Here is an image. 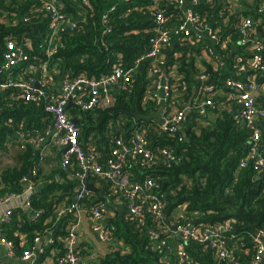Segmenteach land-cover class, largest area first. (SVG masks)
Returning a JSON list of instances; mask_svg holds the SVG:
<instances>
[{
	"label": "trees",
	"instance_id": "1",
	"mask_svg": "<svg viewBox=\"0 0 264 264\" xmlns=\"http://www.w3.org/2000/svg\"><path fill=\"white\" fill-rule=\"evenodd\" d=\"M227 1L200 0L190 6L200 17L203 28L211 25L219 37L218 43L206 45L204 37L194 31L185 36L184 44L179 40L183 36L174 35L186 19L179 0H55L64 17L54 39L60 45L49 55L52 28L46 6L52 0H0V85L5 81L26 83L44 75L50 80L49 88L56 90L62 76L70 80L80 75L99 79L110 74L116 65L137 68L130 89L113 93V104L94 110L72 106L68 112L82 128L81 144L97 148V161L101 165L110 157L112 136L128 144L134 131L141 128L157 162L151 167L142 166L138 159L127 157L124 173L133 183H142L147 178L155 182L153 190L163 197L166 219L157 224L146 211L142 216H130L124 208L112 206L111 215L102 223L113 241L110 244L103 241L108 246L100 252L91 242L79 237L75 244L80 258L77 264H176L173 249L157 248L163 241L171 248L183 242L172 229L175 224L188 221L197 226L217 225L229 218L235 220L226 232L233 252L231 261L221 258L210 243L192 240L183 242L187 254L192 264H251L255 254L253 237L264 230V173L252 164L239 165L248 151L249 128L236 124L234 114L238 106L225 104L224 95L230 90L224 84L228 78L245 80L244 75H236L235 65L249 63L256 54L252 42L244 40H256L257 35L264 37V13L260 12L264 0H256L244 12V17L250 16L254 21L252 31L247 34L236 28L235 21L241 20L242 15L235 14ZM157 8L164 9L167 21L163 28L169 30L175 45L173 53L164 55L167 68L173 70L179 82L188 85L186 91L178 90L174 98L179 100L180 107H185L193 93V79L200 70L196 63L198 59H206L208 49L213 54L207 60L205 73L210 83L223 89V94L206 96L214 103V108L209 109L211 115L200 125H193L197 114L190 112L183 131L176 135L160 130L155 120L140 122L132 115L137 107L142 114L156 109L155 103L146 97L152 87L148 80L149 64L142 62L137 66L136 61L150 49V40L157 30ZM69 20H74L72 27L67 25ZM8 40H14L28 58L11 70L5 69ZM261 55L264 65V50ZM238 58L248 61L238 63ZM41 66L46 70H41ZM256 73L261 92L256 102L264 107V71ZM52 120L43 101L26 100L18 88L0 87V152L10 151L15 163L1 165L0 162V198L10 193L23 194L29 175L32 177L29 184L35 188L26 197L29 210L20 203L14 204L9 208V220H0V236L12 242L17 260L34 248L37 237L48 234L55 244L44 255L51 256V264H60L66 253L65 239L76 218V211L69 210L71 206L78 205L87 216L92 208L108 204L110 184L99 177L88 176L94 185L101 186L99 189L105 196L92 191L80 196L82 183L76 176L80 170L74 163L64 167L61 162L53 171L44 173L40 166L42 144H31L28 139L44 133ZM15 134H23L25 141L14 138ZM162 148L169 149L175 159L170 161L161 155L158 150ZM139 202L148 206L143 198ZM150 231L162 235L151 239ZM232 235L234 238L230 239ZM39 257L41 262L44 258L41 254Z\"/></svg>",
	"mask_w": 264,
	"mask_h": 264
},
{
	"label": "built area",
	"instance_id": "2",
	"mask_svg": "<svg viewBox=\"0 0 264 264\" xmlns=\"http://www.w3.org/2000/svg\"><path fill=\"white\" fill-rule=\"evenodd\" d=\"M190 2L193 5L198 4L200 0H190ZM54 3L55 0H52V2L46 6L47 15H49L51 19L52 28L48 43L50 44L48 50L49 55L55 53L60 45L54 42V39L60 31L59 29L62 27V20L64 17L58 11ZM260 12L264 13V7L261 6ZM185 17V21L174 32L175 36H183V38H179L182 44L185 42V36L192 31L197 33V35H202V37L203 34H206L209 39L219 41V37L213 32L212 26H205L204 29L200 22V17L196 16L191 9L187 10ZM104 18H106V15H104ZM166 21L167 18L165 13L163 10H159L155 15L157 30L150 40V49L136 61V64L137 66L142 62H148L149 64L148 80L152 83V87L149 88L146 97L148 100L155 103L156 109L154 111H157L159 107L163 106L162 113L160 114L163 124L156 123L163 132L176 135L183 131L182 127L185 126L187 114L190 112H195L197 114L196 118L192 120V124L200 125L204 118L212 113L209 109L214 108L213 100L206 96L222 93L223 89H219L218 86L208 81V74L205 73L208 63L207 60H211L212 57L210 54H213V50L208 49V56H206L205 52L206 59H198L199 61L196 63V67L200 70L193 79L194 84L192 87L194 90L192 95H194L190 110L187 106L184 108L180 107L181 104L179 100L177 101L174 98L177 96L178 90L184 92L188 89V85L184 82H179L173 70L167 68V59L161 52L163 49L173 44V36H171L168 29L163 28ZM253 23V19L245 17L237 22L236 28L241 33L247 34L248 31H252ZM67 25L72 27L74 25V20L67 21ZM244 41L252 42L256 54H254L253 59L249 63H240L238 66L235 65L236 71L245 76L244 81L230 78L225 81L224 87L230 90L229 94L224 95L226 96L225 104L237 105L238 108H236L234 114L236 124H242L249 128L248 151L240 160V167H246L252 164L255 168L264 173V107L258 105L256 102L257 97L253 96L254 92L259 91L256 71H264L261 55V52L264 50V43H261L259 40L247 39ZM6 49L5 69L11 70L16 65L28 59L27 55L23 53L22 49L19 48L14 40L7 41ZM247 61L238 58V63ZM216 64L222 66V62L220 61H217ZM250 68H252L251 71ZM40 69L46 70L45 67L42 66ZM136 69L135 67L125 68L121 65H116L110 74L99 79H91L84 75H80L73 80L63 79L62 82L57 85L56 90L49 88L50 80L45 79L44 75L39 80L33 79L26 83L20 82L14 84L12 81H5L0 87L18 88L22 93V97L29 101H44L45 111L52 116L53 120L51 126H49L44 133L29 138V143L35 145L42 144L44 147L54 146L65 150L61 159L62 165L67 167L73 163H77L80 171L76 173V176L80 178L82 184L90 173L98 175L99 178H102L110 184V193L107 196L116 200L118 208H124L130 216H142L146 211L152 216L153 222L161 224L164 223L166 219L163 212L164 201L162 195H159V193L153 190V188L156 187L155 182L147 178L142 181V183H133L130 181L129 176L124 173V164L127 157L138 159L142 166L151 167L157 162L156 154L151 148H148V141L141 128H137L134 131L133 137L128 144L124 140L112 136L111 142L113 147L110 152V157L104 165H101L97 161V148L93 145L85 147L81 144L79 134L82 128L78 121L75 122L77 119L71 116L67 109L69 101L73 102V107H79L83 110H94L101 106L113 104L114 97L112 92L117 86L119 87L117 92L128 91L134 80ZM36 84H38V87L35 86ZM199 84H201L200 87H198ZM151 121L155 122L154 120ZM17 135L24 138L23 134ZM179 141H182L181 137ZM158 151L170 161L175 159L174 154L167 148H162ZM36 170L35 168L33 174L36 173ZM23 180L26 179L24 178ZM26 182V190L23 194L17 195L10 193L4 195L0 198V206L20 203L24 208L29 207L26 197L31 194L35 188L29 184L30 181L27 180ZM114 195L116 196L115 198L112 197ZM80 196L84 195L81 193ZM142 198L147 201V207L145 203L139 202ZM9 208H11V206ZM9 208L5 211L0 220H8L10 213ZM69 210L76 211V218L69 228V236L65 239L66 253L59 260L60 264H77L80 260L75 251V244L79 240L82 217L86 213L75 204L72 205ZM63 212L64 211H61V213ZM110 215L111 210L109 204L96 206L87 214L92 232L97 234L101 241H105L108 244H110L113 239L109 229L102 223V220H107ZM234 221V218H229L217 225L201 224L198 226L187 221L185 224H175V227L172 229L183 242L192 240L199 244L210 243L215 247L221 258L231 261L233 259V252L228 245L229 242L226 238V232L231 229ZM149 235L151 239H156L162 234L160 232L150 231ZM229 238L233 239L234 236L232 235ZM49 239L52 238L49 236ZM183 242H180L176 248H171L163 241L157 248H166L167 250L173 249L176 253L177 264H192L187 254V248ZM253 243L255 254L251 264H264V230L256 232L253 237ZM49 244L50 243H47L46 245ZM0 246L5 249L8 257L15 259L12 251L14 247L12 242H8L5 238L0 236ZM26 252L18 261L27 262L29 260V264H38L37 261L39 263H44L51 257L50 255L44 256L43 250H38L36 248H34L30 254ZM40 254L44 258L41 262L39 257Z\"/></svg>",
	"mask_w": 264,
	"mask_h": 264
},
{
	"label": "crops",
	"instance_id": "3",
	"mask_svg": "<svg viewBox=\"0 0 264 264\" xmlns=\"http://www.w3.org/2000/svg\"><path fill=\"white\" fill-rule=\"evenodd\" d=\"M255 2H256V0H228L227 1V3L229 4V7L231 9H234L233 11H234L235 14H241L242 15V17L240 19L245 18L244 17V14H245L244 12L248 11L249 7L252 6ZM179 4H180V6H182V9H183L185 14L187 13V10L190 9V6L192 5L190 0H189V2L185 1V0H179ZM248 18H251V17L248 16ZM235 22L237 24L238 21H235ZM203 37H204L206 45H213V44L218 43V41H214V40L209 39L206 34H203ZM255 37H257L256 40H259V41H261V43H264V37L263 36L257 35ZM174 49H175V45L174 46L172 45V46H170L168 48L163 49L161 52H162L163 55H166V54L168 55L169 53H173ZM236 75L240 76L242 74L236 73ZM63 79H64V76L61 77V80L59 82L61 83ZM118 88L119 87L117 86L116 89L112 92V94L113 93H118L117 92ZM193 90H194V88H193ZM258 92L261 94L260 90ZM191 96H192V94L190 95L189 99L187 100V102L185 104V106H187V108L189 110H190V107H188V102H189ZM43 106H44V101H43ZM67 109H69V108H67ZM209 115H211V113ZM15 135H17V134H15ZM7 140L9 142H11V136H8ZM20 141L24 142L25 138H22V140H20ZM42 149H43V151H42ZM6 150H4V152ZM41 151H42V156L40 158V166L43 168L44 173L47 174V173L53 171V169L56 166H58V164L61 163V159H62V155H63L64 150L61 149V148L54 147V146L44 147L42 145L41 146ZM9 162H10V165H11V159L9 160ZM14 164L15 163L12 162V165H14ZM96 186L98 188H101V186H99V185H96ZM107 199H108L109 208H111L114 205H116L117 208H118L116 200L111 199L109 197ZM12 205H14V204L6 205V206H4V205L0 206V219L4 215L5 211ZM80 237L84 241L91 242L92 245H94L98 250H100V252H104L107 249L108 244L103 242V241H101V240H99L98 235L92 232L91 226H90V222H89L88 217L86 216V214L82 217V221H81V225H80ZM93 256H95V255H93ZM51 262H52L51 259H49V260H46L44 262V264H51ZM0 264H14L12 259L10 257H8V255L6 254L5 249L3 247H1V246H0ZM18 264H26V262L18 261Z\"/></svg>",
	"mask_w": 264,
	"mask_h": 264
},
{
	"label": "water",
	"instance_id": "4",
	"mask_svg": "<svg viewBox=\"0 0 264 264\" xmlns=\"http://www.w3.org/2000/svg\"><path fill=\"white\" fill-rule=\"evenodd\" d=\"M36 87H38V84L35 85ZM194 95V94H193ZM193 95L191 96L189 102H188V107L191 106L192 103V98ZM260 93L258 91L253 93V96L255 97H259ZM73 105L72 101H69V104L67 106V108H70ZM163 110V106H161L157 111H153L150 114H142L139 111V108L137 107L136 110L134 112H132V115L136 117V119L140 122L142 121H149V120H155L158 124H163V120L160 117V114L162 113ZM75 122H77V120H75ZM19 140H22L21 137L15 135L14 138H17ZM65 151V150H64ZM32 179L31 175L28 176V181H30ZM85 184V190L83 191V194H85L86 191H92V192H98L100 194V196H104V192L100 189H98L93 182H88L87 180L84 181ZM82 194V195H83ZM27 210H29V207H26ZM39 247L41 246V244L38 245ZM12 259V258H11ZM14 264H18V260L16 259H12ZM26 264H29L28 262H26Z\"/></svg>",
	"mask_w": 264,
	"mask_h": 264
},
{
	"label": "rangeland",
	"instance_id": "5",
	"mask_svg": "<svg viewBox=\"0 0 264 264\" xmlns=\"http://www.w3.org/2000/svg\"><path fill=\"white\" fill-rule=\"evenodd\" d=\"M159 10H163V12H164V9L163 8H157L156 9V13L159 11ZM165 13V12H164ZM86 146H88V145H86ZM85 146V147H86ZM11 159V162H12V158H11V152L10 151H1L0 152V162H1V165H10V162H9V160ZM74 165H76V167L78 168V170H80V168L77 166V163H74ZM90 176H92V177H98V175H93L92 173H90ZM90 176H89V178H90ZM89 178H85V180H87L89 183L91 182V179H89ZM84 180V181H85ZM84 181H83V184H82V187H81V193L83 194V191L85 190V184H84ZM91 191H86L85 192V194H83L84 196L85 195H88L89 193H90ZM105 196V195H104ZM9 220V219H8ZM7 220V221H8ZM69 233H70V231H68V234H67V237L69 236ZM52 240V241H51ZM35 241H36V244H35V246H34V248H36V249H38V250H43V253L44 252H47L46 251V249L48 248V247H50L51 245H53V244H55V240L54 239H49V235L47 234L46 236H44V237H37L36 239H35ZM50 241V242H49ZM47 243H50V245L49 246H45ZM39 244H41V246L39 247L38 245ZM33 248V249H34ZM32 249V250H33ZM32 250H27V252L26 253H32ZM55 252V251H54ZM54 252H53V254H52V257L54 256ZM45 256V255H44ZM32 258V257H31ZM28 263H30V261L28 260L27 261ZM37 263L38 264H44V263H39L38 261H37Z\"/></svg>",
	"mask_w": 264,
	"mask_h": 264
},
{
	"label": "clouds",
	"instance_id": "6",
	"mask_svg": "<svg viewBox=\"0 0 264 264\" xmlns=\"http://www.w3.org/2000/svg\"><path fill=\"white\" fill-rule=\"evenodd\" d=\"M143 122V121H142Z\"/></svg>",
	"mask_w": 264,
	"mask_h": 264
}]
</instances>
